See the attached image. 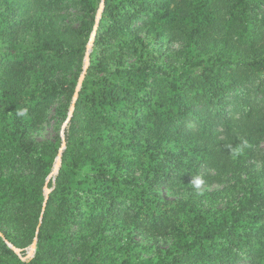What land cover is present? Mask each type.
<instances>
[{"label": "trees", "instance_id": "trees-1", "mask_svg": "<svg viewBox=\"0 0 264 264\" xmlns=\"http://www.w3.org/2000/svg\"><path fill=\"white\" fill-rule=\"evenodd\" d=\"M28 1L36 16L20 25L11 2L0 0V42L28 30L36 39L32 52L41 53L29 65L34 75L16 56L0 55V165L11 169L0 185V215L14 225L5 234L12 243L36 238L34 256L19 264L69 263L83 238L70 232L82 198L96 232L111 229L115 218L129 233L141 229L169 243L155 251L156 261L138 264H264V166L244 175V154L231 156L237 139L257 145L264 139V0H102L47 198L44 177L57 148H41L33 133L46 104L59 93L70 101L76 81L43 80L40 69L80 54L77 43L93 22H57L64 0ZM93 2L76 0L92 17ZM162 37L180 44L165 58ZM126 47L134 48L128 59ZM127 149L133 164L142 163L141 178L122 172ZM201 163V179L233 180L225 207L206 209L155 192L163 168L186 166L191 175ZM236 186L242 192L232 191ZM89 190L92 197L79 193ZM0 251L12 252L1 238ZM100 254L97 264H132Z\"/></svg>", "mask_w": 264, "mask_h": 264}, {"label": "rangeland", "instance_id": "rangeland-1", "mask_svg": "<svg viewBox=\"0 0 264 264\" xmlns=\"http://www.w3.org/2000/svg\"><path fill=\"white\" fill-rule=\"evenodd\" d=\"M11 2L14 10H10L15 14L17 20L20 22H28L31 17L36 16V11L34 10V1L33 7L28 0H8ZM93 5L96 9L94 16L92 14H84L87 11L80 9L79 5L76 3V0H64L65 10H60L59 13L63 14V17H58L57 22L68 23L71 26H79L82 21L93 22V30L88 36H82L77 43V46L81 48L80 54L75 55L74 57H64L57 64L49 63L47 68L40 69L42 73L43 80H54L57 78L64 80H75V91L71 100H65L64 96L57 94L53 99H51L46 104V116L43 117V121L39 123L38 129L33 133L35 140L38 141L41 148L56 149V155L52 156L50 160L51 165L44 177L43 190L45 197L47 198L48 193L52 189V185H48V182L51 180L55 181V176L58 174L62 153L66 146L65 140V130L68 127V121L72 115V112L75 109V102L78 97V91L81 89V84L84 79L85 71L89 63L90 52L92 51L93 39L95 29L100 18L101 10L103 7V1L93 0ZM264 10V9H263ZM46 20V19H45ZM89 22V24H90ZM12 42H0V55L3 52H8L11 56H16L17 60L20 63L25 64L29 67L31 60L41 53L32 52L33 43L36 39L28 34V30H24L18 34L17 40H14V34H12ZM1 41V40H0ZM165 37L159 41L161 44L162 50L165 51L164 58L167 53H170L171 50L178 49L179 43H165ZM15 44V46H14ZM114 44V42L112 43ZM6 45L8 48H6ZM25 48L28 53L23 52ZM116 49V48H112ZM126 58L128 59V53H134L133 47H126ZM104 52H107L104 51ZM122 51H118V55ZM45 56V54H44ZM48 60V59H47ZM28 72L34 75L32 67L28 68ZM59 95V96H58ZM262 94H256L255 100L260 99ZM68 120V121H67ZM93 136H95L96 131H92ZM264 138V137H263ZM254 142L240 141L237 139L236 144L232 148L231 156L232 158H237L239 155L244 154L241 158L242 163L244 164V175L250 172H257L264 166V139L260 140L257 144ZM171 144V143H168ZM117 151H114L112 154H116ZM128 155L123 158V161L120 163L122 167V172L125 174H134L141 178L140 173L142 169V163L139 161L138 164H133L131 162V151L130 149L124 150ZM50 154L46 152L43 153L44 160H49L48 156ZM186 158L187 156H183ZM190 160L189 158H186ZM198 159V158H196ZM195 159V160H196ZM49 162V161H47ZM193 164V163H192ZM195 164V162H194ZM89 165L84 166L83 170H87ZM17 168V167H16ZM164 169V176L153 186L155 192L158 193L162 198L171 201H191L196 205L206 209H217L225 207L229 202V198L232 197V194L228 191L229 184L233 182H226L225 178L222 176L220 178H208L201 179V174L205 172V169L202 167V163L197 168L198 172L192 170V174L188 175L186 166L183 170H169L168 168ZM11 169L7 166L0 165V185H3L5 177L8 174V171ZM18 171V170H17ZM210 173L213 171L207 170ZM79 176L82 173L78 174ZM75 177L76 180H79L80 177ZM200 176V177H199ZM139 180V179H138ZM53 184V183H52ZM77 188H81L83 185H76ZM242 189L239 186L232 188V191L242 192ZM80 194H83L84 197H92L93 193L89 190L79 191ZM237 194V193H236ZM44 201V205H45ZM80 214L76 216V222L72 226L70 232L74 234L75 232L78 235L83 236L79 240L78 248L72 256H70L69 263L65 264H97L99 262V254L102 258L106 257H116L125 258L129 257L132 264H138L139 262L146 261H156L159 252H155L159 248H165L169 243L165 242L162 239H152L148 237L145 232L141 229L133 228L130 231V226L128 224H123L120 219L113 218L111 221V229H106L103 232H96L95 227L88 225L90 208L85 203V198L81 199L80 202ZM122 224L124 230L122 229ZM39 226V224H38ZM14 225L9 222L6 214L0 215V238L6 243V245L12 249V252L5 253L0 251V264H19L20 261H29L35 254L36 243L33 242L36 240L34 238L32 242L21 246L15 243H12L9 239L12 238L11 235L6 237L5 234L13 231ZM169 240V239H168ZM170 242V240H169ZM132 247V249H130ZM122 248V249H121ZM127 249V253H124V250ZM36 261L43 263L44 259H36ZM119 259L115 261L114 264H117Z\"/></svg>", "mask_w": 264, "mask_h": 264}, {"label": "water", "instance_id": "water-1", "mask_svg": "<svg viewBox=\"0 0 264 264\" xmlns=\"http://www.w3.org/2000/svg\"><path fill=\"white\" fill-rule=\"evenodd\" d=\"M68 121V120H67ZM35 243H36V240L33 242V244L35 245Z\"/></svg>", "mask_w": 264, "mask_h": 264}, {"label": "clouds", "instance_id": "clouds-1", "mask_svg": "<svg viewBox=\"0 0 264 264\" xmlns=\"http://www.w3.org/2000/svg\"><path fill=\"white\" fill-rule=\"evenodd\" d=\"M21 114H23V113H21Z\"/></svg>", "mask_w": 264, "mask_h": 264}]
</instances>
